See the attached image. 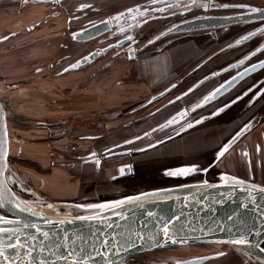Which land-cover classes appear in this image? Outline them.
<instances>
[{"label":"rangeland","instance_id":"1","mask_svg":"<svg viewBox=\"0 0 264 264\" xmlns=\"http://www.w3.org/2000/svg\"><path fill=\"white\" fill-rule=\"evenodd\" d=\"M150 1L0 0V101L6 112L9 136L7 180L10 193L21 205L61 216L100 213L105 207L99 204L130 197L118 180L112 183V169H130L131 163L137 164L138 173L145 177L153 173L160 175L159 182L150 177L141 179L129 188L132 194L226 178L214 176L221 165L211 170L198 169L205 174L186 180L170 181L161 175L170 165H164L158 157L173 159L195 155L210 148V141H202L198 148L185 145L174 151L181 156L170 152L173 145H166L143 156L110 157L116 151L137 150L162 135L156 132L148 137L150 139L143 138L132 144L130 141L135 137L164 119L150 116L155 104L134 114H129L130 108L163 88L173 73H183L187 66L201 62L204 53L210 51L200 54L209 43L202 46V40L207 38L196 35L176 42V46L165 52L161 49L168 40L138 53V49L146 46L172 20L192 15L180 14L178 18L166 20L152 7L148 12L130 16L142 21L132 30L133 43L111 48L110 45L122 39L110 38L111 33L87 42H77L72 37L73 32L88 24L112 18L136 6L145 8ZM216 1L264 5V0ZM199 9H204L202 12L208 15L240 11ZM130 21L125 19V23ZM187 39L197 41L199 48L185 49L182 44ZM213 44L215 48L220 45ZM185 50L192 54L188 57ZM132 51H137L140 58L127 55ZM227 55L230 57L232 53ZM85 63V66L67 70L72 65ZM132 97L136 99L131 100ZM88 153L95 154L94 166L85 164L81 168V162L87 163ZM106 170L110 172L105 173ZM245 170L242 168L243 172ZM239 178L264 185V181L253 180L248 174ZM113 194L122 196L114 198ZM0 216H8L1 206ZM219 256H228V261H234L229 264H264L234 247L225 249L211 243L162 248L132 255L114 264H217L215 258Z\"/></svg>","mask_w":264,"mask_h":264},{"label":"water","instance_id":"2","mask_svg":"<svg viewBox=\"0 0 264 264\" xmlns=\"http://www.w3.org/2000/svg\"><path fill=\"white\" fill-rule=\"evenodd\" d=\"M248 8L245 13L207 14L180 21L147 45L170 35L264 20V7ZM130 10L88 24L72 37L77 42L102 38L110 32L111 38L118 37L128 28L122 26ZM128 42L133 43V39L123 38L110 46L121 47ZM85 65H72L67 70ZM8 161L7 116L0 101V206L8 215L0 216V264H113L140 253L204 243L230 245L264 257V187L258 184L226 176L218 182L185 184L105 202L99 204L105 207L100 213L65 219L39 216L15 203L19 201L8 189ZM192 171L189 166L169 170L172 177H186ZM129 203L126 209L104 213Z\"/></svg>","mask_w":264,"mask_h":264},{"label":"flooded vegetation","instance_id":"3","mask_svg":"<svg viewBox=\"0 0 264 264\" xmlns=\"http://www.w3.org/2000/svg\"><path fill=\"white\" fill-rule=\"evenodd\" d=\"M156 1L151 0L145 5L146 7L144 6L145 8L138 6L129 8L131 10L126 16V21L130 19L131 21L123 24L122 28H128L124 29L125 32L122 35H116L118 36L117 39L130 37L133 39L132 30L136 26L139 27L142 21L140 22V20L130 16L148 12L151 7L152 9L155 8L154 11L165 19L178 18L180 14L192 15L172 20L171 24H167L149 41L180 21L207 15V12H202L204 9H199L202 7L208 8L207 11L213 8L240 10L236 13L248 12L250 11L248 7H264V5L248 2L220 3L204 0H177L169 4H156ZM223 30L224 33L221 32ZM196 35L207 38V40H202V46L209 43V48L203 47L201 51V54H203L204 51L210 50L204 53L201 62L191 67L187 66L183 73H173L163 88L146 98V100L139 101V104L135 107L130 108L129 114H134L155 104L150 116L164 119L161 123L151 127L149 131L135 137L131 141L132 144L143 140V138H148L156 132L162 135L156 137L147 145L137 147V150H131L130 152L114 151L115 153L110 154V157L143 156L166 145H173L170 152L176 156H181L180 153L176 154L174 151L191 143H196L194 144L196 145L195 148H198L202 141H210L212 142L210 148H205L195 155L173 159L165 158L168 156L158 157L161 163L170 165L168 167L170 169L166 168L168 170L163 171L161 175L167 177L170 181H180L194 176H201V173L205 174L203 170L198 169L209 168L211 170L221 165V169L217 171L218 174L215 173L214 175L215 178H220L223 175L243 177L248 174L253 180L262 182L264 181V174H262V170H264V20L239 23L216 30L166 36L153 44L138 49V53L149 46L168 40L165 47H163L164 49H161L165 52L168 48L172 49L176 46V42ZM210 35L214 38L212 39ZM213 42L221 46L217 45L215 48L216 44H213ZM167 43L169 44L166 45ZM197 44V41L187 39L183 45L188 48H195L198 47ZM230 53L232 55L229 57L227 54ZM127 55H132V53H127ZM136 55H138L137 51L134 52V57ZM137 57L140 58V55ZM212 63H214L213 66H210L208 70L201 71ZM167 90L169 91L163 98L156 99L159 94ZM185 136H189V138ZM183 142H185L184 145H182ZM87 156L88 159L85 160L87 163L81 162V168L85 164L94 166L95 154L88 153ZM185 166L193 167L190 175L186 177H172L170 175L169 170ZM131 167L126 170L112 169V175L114 174L112 183L113 180H118L122 184V188L128 190L130 196L137 195L136 193H133L134 195L129 193V188L134 187L141 179L150 177L155 182L160 180L159 174H148V177H145L142 173H138L137 164L135 163H131ZM226 167L238 168L242 175L236 174L235 171H229L230 169L228 170ZM242 168L246 169V172H243ZM109 172L110 170H106L105 173ZM113 196L118 198L122 195L113 194ZM228 256H219L215 258V262L217 264L234 263V261H228ZM121 262H124V260Z\"/></svg>","mask_w":264,"mask_h":264},{"label":"bare ground","instance_id":"4","mask_svg":"<svg viewBox=\"0 0 264 264\" xmlns=\"http://www.w3.org/2000/svg\"><path fill=\"white\" fill-rule=\"evenodd\" d=\"M67 100V99H66ZM66 105V104H65ZM245 181H247V180H245ZM249 182V181H248ZM260 186H262V185H260ZM264 187V186H263ZM14 200H16L15 198H14ZM17 205H19L20 207H22V208H24V209H26V210H29V211H32V212H34V213H36V214H38L39 216H50V217H56V218H65V219H69V218H75V217H71V216H61V215H58V214H54V213H41V212H39V211H37V210H35V209H32L31 207H28L26 204L23 206V205H21L20 203H17V202H15ZM130 204H132V203H129L127 206L125 205V204H121V205H116L115 207H112V208H109V209H107V211L106 212H104V213H112V212H117V211H121V210H123V209H126ZM48 211H51V210H48ZM53 211V210H52ZM81 217V216H80ZM83 217V216H82ZM85 217V216H84ZM211 244H213V245H219V246H221V247H224L225 249L226 248H231V247H233V246H230V245H224V244H216V243H211ZM234 248H236V247H234ZM236 249H238V250H241V251H243V252H245V253H247L248 255H250V256H254L255 257V255L256 256H258V260H260L261 262H263L261 259H259V258H262L263 260H264V257H262L261 255H259L258 253V255L257 254H255V255H253V252H251V251H249V250H246V249H239V248H236ZM121 262V261H120ZM122 263V262H121ZM114 264V263H113Z\"/></svg>","mask_w":264,"mask_h":264},{"label":"crops","instance_id":"5","mask_svg":"<svg viewBox=\"0 0 264 264\" xmlns=\"http://www.w3.org/2000/svg\"><path fill=\"white\" fill-rule=\"evenodd\" d=\"M204 1H206V2H212V1H216V0H204ZM182 46L185 48V49H194L193 47L192 48H188V47H186L185 45H183L182 44ZM186 51V53H187V56L189 57L191 54H192V51H190V50H185ZM202 52H200V54H201ZM168 57V56H167ZM169 60V59H168ZM180 60V59H179ZM176 60H173L172 62H175ZM212 64H214V63H212ZM211 66V64L210 65H208V66H206L203 70H201V71H204V70H208L209 69V67ZM200 71V72H201ZM165 83H166V81H165ZM134 99H136L135 97H132L131 98V100H134ZM185 144V142H183L182 143V145H184ZM194 144H196V143H194ZM201 145H202V143H201ZM200 145V146H201ZM189 146L190 147H192V148H194L196 145H193L192 143L191 144H189ZM229 169H230V171H232V172H236V174H239V175H242L241 174V171H239V169L238 168H235V169H233L232 167H229ZM223 176H230V175H223ZM232 177H234V178H238V179H240L239 177H236V176H232ZM243 180V179H242ZM59 185H61V184H59ZM259 185V184H258ZM262 186H264V185H262Z\"/></svg>","mask_w":264,"mask_h":264},{"label":"snow or ice","instance_id":"6","mask_svg":"<svg viewBox=\"0 0 264 264\" xmlns=\"http://www.w3.org/2000/svg\"><path fill=\"white\" fill-rule=\"evenodd\" d=\"M173 174H176V173H173ZM180 174H183V173H180ZM236 243H244V241H236Z\"/></svg>","mask_w":264,"mask_h":264}]
</instances>
